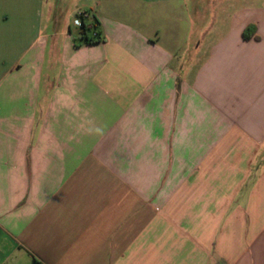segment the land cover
<instances>
[{
  "label": "crops",
  "instance_id": "0c3cea01",
  "mask_svg": "<svg viewBox=\"0 0 264 264\" xmlns=\"http://www.w3.org/2000/svg\"><path fill=\"white\" fill-rule=\"evenodd\" d=\"M48 4L0 0V264H264V0Z\"/></svg>",
  "mask_w": 264,
  "mask_h": 264
},
{
  "label": "rangeland",
  "instance_id": "374dc122",
  "mask_svg": "<svg viewBox=\"0 0 264 264\" xmlns=\"http://www.w3.org/2000/svg\"><path fill=\"white\" fill-rule=\"evenodd\" d=\"M85 0H49L48 7L54 8L52 17L58 22L61 27L62 23L68 24L71 31L76 33L79 31L82 18L81 15L87 17L91 15V9L84 7ZM85 9V10H84Z\"/></svg>",
  "mask_w": 264,
  "mask_h": 264
},
{
  "label": "trees",
  "instance_id": "16d2710c",
  "mask_svg": "<svg viewBox=\"0 0 264 264\" xmlns=\"http://www.w3.org/2000/svg\"><path fill=\"white\" fill-rule=\"evenodd\" d=\"M82 23L80 26V34L78 40L84 44L97 43L103 40L101 32L99 30V23L94 18L89 23L86 22V17L81 15ZM253 27H248L244 32V38L249 39V33L252 31ZM38 264V263H37Z\"/></svg>",
  "mask_w": 264,
  "mask_h": 264
}]
</instances>
